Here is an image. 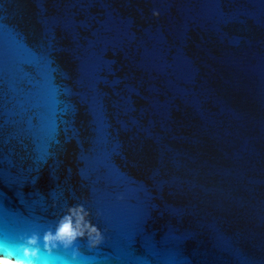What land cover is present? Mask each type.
I'll list each match as a JSON object with an SVG mask.
<instances>
[{
    "label": "water",
    "instance_id": "95a60500",
    "mask_svg": "<svg viewBox=\"0 0 264 264\" xmlns=\"http://www.w3.org/2000/svg\"><path fill=\"white\" fill-rule=\"evenodd\" d=\"M33 238L37 264H264V0H0V247Z\"/></svg>",
    "mask_w": 264,
    "mask_h": 264
},
{
    "label": "clouds",
    "instance_id": "9594fccd",
    "mask_svg": "<svg viewBox=\"0 0 264 264\" xmlns=\"http://www.w3.org/2000/svg\"><path fill=\"white\" fill-rule=\"evenodd\" d=\"M155 14L156 13H154V15ZM69 211L77 215V227L73 228L71 217H66L65 221L56 229L55 235L48 234L45 236L46 244L60 242L68 246L78 236H84L85 232L80 229V224L84 221V216L87 215V213H84L82 208L69 209ZM81 213H83V215H81ZM83 228L87 229L90 234L96 233L98 235L97 229L87 223H84ZM35 243V238L29 240V247L18 249L14 255H9L6 247H0V264H37L38 261L36 257L38 256V252L31 247Z\"/></svg>",
    "mask_w": 264,
    "mask_h": 264
}]
</instances>
